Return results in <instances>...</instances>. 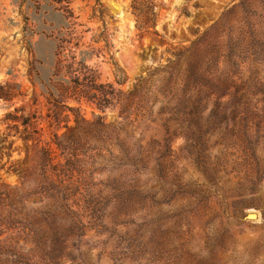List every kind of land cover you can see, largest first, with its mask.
<instances>
[{
    "label": "rangeland",
    "instance_id": "1",
    "mask_svg": "<svg viewBox=\"0 0 264 264\" xmlns=\"http://www.w3.org/2000/svg\"><path fill=\"white\" fill-rule=\"evenodd\" d=\"M55 1L0 0V184L19 185L18 172L32 165L55 131L45 118L42 91L52 50L36 32L50 14L47 4ZM63 1L84 32L77 55L87 46L94 50L86 65L97 71L99 83L124 93L240 2L156 0L153 35V29L136 28L132 0ZM252 3L260 13L262 0ZM244 15L240 11L230 28L238 29ZM263 22L257 29L264 31ZM258 44L259 38L245 33L238 52H249L250 62ZM246 67L227 80L230 95L209 98L191 122L149 131L139 166H123L117 148L113 157L93 163L82 158L83 185L74 209L79 225L71 239L79 248L60 264H264V75L255 77ZM66 104L89 121L117 118L116 111ZM66 115L75 117L63 112L61 118ZM32 116L28 131L36 133L25 141L19 124ZM151 139L156 143L147 146ZM249 214L257 219L247 220Z\"/></svg>",
    "mask_w": 264,
    "mask_h": 264
},
{
    "label": "trees",
    "instance_id": "2",
    "mask_svg": "<svg viewBox=\"0 0 264 264\" xmlns=\"http://www.w3.org/2000/svg\"><path fill=\"white\" fill-rule=\"evenodd\" d=\"M252 2L240 0L225 10L189 47L172 53L166 65L138 78L126 93L112 84L99 83L97 71L86 65L94 54L89 46L77 55L85 46L84 32L78 30L82 25L69 2L47 4L50 14L36 32L52 50L51 75L42 91L48 107L45 118L55 131L50 143L39 148L32 165L18 172L19 185L0 184V264H60L65 258L72 260L71 252L79 248L71 239L79 225L74 209L83 185L78 165L84 159L93 163L113 157L112 149L117 148L123 166L137 167L144 161L143 143L149 131L160 126L170 128L177 121L189 123L209 98L229 96L227 80L240 74L243 65L255 77L264 75V31L257 29L264 20V0L260 13L253 12ZM240 11L245 15L239 28H230ZM131 13L138 30L153 29L151 34L157 35L156 0H132ZM255 17L257 20L252 21ZM228 30L227 38L222 39ZM245 33L259 38L250 62L249 52H238ZM70 100L100 113L116 111L117 118L108 124L99 115L93 121L86 120L79 116V109L66 104ZM63 112L72 113L74 119L71 121L68 115L61 118ZM7 119L15 120L10 115ZM34 119L20 121L25 141L36 133L28 131ZM13 129L18 134V126ZM60 129L64 133L58 136ZM155 143L151 139L147 146Z\"/></svg>",
    "mask_w": 264,
    "mask_h": 264
},
{
    "label": "water",
    "instance_id": "3",
    "mask_svg": "<svg viewBox=\"0 0 264 264\" xmlns=\"http://www.w3.org/2000/svg\"><path fill=\"white\" fill-rule=\"evenodd\" d=\"M256 219H257V216L255 217V214H249V215H247V220H256Z\"/></svg>",
    "mask_w": 264,
    "mask_h": 264
},
{
    "label": "bare ground",
    "instance_id": "4",
    "mask_svg": "<svg viewBox=\"0 0 264 264\" xmlns=\"http://www.w3.org/2000/svg\"><path fill=\"white\" fill-rule=\"evenodd\" d=\"M254 219V218H253Z\"/></svg>",
    "mask_w": 264,
    "mask_h": 264
}]
</instances>
